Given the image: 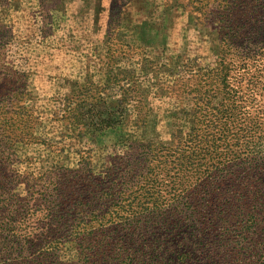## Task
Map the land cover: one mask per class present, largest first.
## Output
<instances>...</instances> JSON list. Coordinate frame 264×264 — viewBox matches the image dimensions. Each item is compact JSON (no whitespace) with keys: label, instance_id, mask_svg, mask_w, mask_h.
I'll list each match as a JSON object with an SVG mask.
<instances>
[{"label":"rangeland","instance_id":"obj_1","mask_svg":"<svg viewBox=\"0 0 264 264\" xmlns=\"http://www.w3.org/2000/svg\"><path fill=\"white\" fill-rule=\"evenodd\" d=\"M190 226L264 264V0H0V264H160Z\"/></svg>","mask_w":264,"mask_h":264},{"label":"trees","instance_id":"obj_2","mask_svg":"<svg viewBox=\"0 0 264 264\" xmlns=\"http://www.w3.org/2000/svg\"><path fill=\"white\" fill-rule=\"evenodd\" d=\"M174 4L182 6L183 8H187L188 5H190L191 3H202V0H188L189 2L185 3L183 2V0H173ZM196 8L199 11H202L203 9H209L207 4H196L195 6L193 5V9ZM193 9H191V11H193ZM234 12V9L232 6H230V4H227L226 7L224 8L222 13H216L214 10L212 12L209 11V13L211 15H217L215 16L217 20H220V27H218L221 30H229L230 29V24L232 21V17L234 16V14H232ZM196 17V16H194ZM224 43V42H223ZM228 46V45H227ZM225 46V47H227ZM225 71V76L224 77L226 80L227 79V69L226 68H222ZM13 107L17 108L14 112L20 114V115H28L31 117L32 113L30 112V110L24 105V104H18V105H13ZM80 109H82V105L81 104H77V106L74 107L73 112L79 111ZM80 112H78L79 114ZM78 124L80 127L84 128L87 127L89 130L91 129L92 123L91 121H89L86 117H80L78 116ZM196 124H204L203 120H199V121H195ZM100 122H97L95 124H99ZM103 123V122H102ZM116 122H110V126L111 125H115ZM106 126V125H105ZM202 127V126H200ZM197 127H195V130L193 131V133H191V137L189 140H191V145H195L194 143H196L197 139H198V133H196V129ZM10 138V141H7L6 144H8V146L14 145L15 141L19 140V134H15L14 136H8ZM138 144V143H135ZM130 148H132L134 145L133 143H131ZM161 150H167L168 153L171 152V150L169 148H166L165 146H163V148H161ZM172 154V153H171ZM167 156V154H164ZM170 156V155H169ZM151 170H153L154 168L151 167ZM88 175H86L84 178H86L87 181H89L90 183L93 182V174H92V170H88ZM151 188H148V190ZM105 191H107L109 194H113V188L112 186L109 187V189H104ZM5 226V230H12L15 229L14 226H12L11 222H6L4 223ZM197 231H200L199 234H197ZM208 233H207V229L204 228H200L198 230H194V226H190L188 227V230H183L181 232H177L176 230H172L171 233L168 235V239L165 242V245L162 248H157L154 251V254L152 255L153 259H157L158 261H160V264H190V262L192 260H201L202 257L200 256V254L204 255V259L203 261H205L207 264H214L217 263L218 258H216V255L213 254V252H211L210 249V241L208 239ZM200 252V253H199ZM166 254V256H165ZM89 259V255L85 254L84 258H83V264ZM211 262V263H210Z\"/></svg>","mask_w":264,"mask_h":264},{"label":"crops","instance_id":"obj_3","mask_svg":"<svg viewBox=\"0 0 264 264\" xmlns=\"http://www.w3.org/2000/svg\"><path fill=\"white\" fill-rule=\"evenodd\" d=\"M104 5H105L106 8L103 10V12L101 11L102 15H103V14L106 15V14H107V11H108V8H107L108 6H107L106 4H104Z\"/></svg>","mask_w":264,"mask_h":264}]
</instances>
